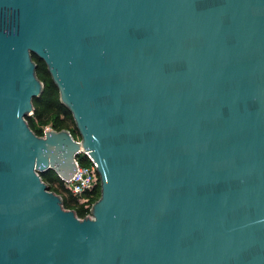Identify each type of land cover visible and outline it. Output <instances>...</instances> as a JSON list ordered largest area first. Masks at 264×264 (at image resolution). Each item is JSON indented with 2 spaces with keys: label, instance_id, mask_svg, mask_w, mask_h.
Segmentation results:
<instances>
[{
  "label": "water",
  "instance_id": "1",
  "mask_svg": "<svg viewBox=\"0 0 264 264\" xmlns=\"http://www.w3.org/2000/svg\"><path fill=\"white\" fill-rule=\"evenodd\" d=\"M79 151L83 217L39 174ZM0 264H264V0H0Z\"/></svg>",
  "mask_w": 264,
  "mask_h": 264
},
{
  "label": "trees",
  "instance_id": "2",
  "mask_svg": "<svg viewBox=\"0 0 264 264\" xmlns=\"http://www.w3.org/2000/svg\"><path fill=\"white\" fill-rule=\"evenodd\" d=\"M32 58L37 64L36 75L43 82V88L41 93L32 99L33 112L26 116L30 128L36 134L40 135L42 134L43 128L49 124V126L54 129H68L72 136L78 139L79 133L72 114L69 109L60 102L58 89L50 77L46 64L35 54H32ZM81 162L86 163L87 159L84 157ZM39 174L48 188L62 197L63 206L73 209L79 217H83L89 212L91 203L99 196V180L97 173L92 188L80 194H74L52 169L42 171Z\"/></svg>",
  "mask_w": 264,
  "mask_h": 264
},
{
  "label": "built area",
  "instance_id": "3",
  "mask_svg": "<svg viewBox=\"0 0 264 264\" xmlns=\"http://www.w3.org/2000/svg\"><path fill=\"white\" fill-rule=\"evenodd\" d=\"M49 126H45L42 133ZM76 139V138H75ZM85 157L86 163H82L81 160ZM76 171L70 179H62L63 182L71 189L74 194H80L85 190H89L95 183L96 177V164L86 151H79L75 158ZM85 216H90V212H87Z\"/></svg>",
  "mask_w": 264,
  "mask_h": 264
},
{
  "label": "rangeland",
  "instance_id": "4",
  "mask_svg": "<svg viewBox=\"0 0 264 264\" xmlns=\"http://www.w3.org/2000/svg\"><path fill=\"white\" fill-rule=\"evenodd\" d=\"M47 126H49V124H48ZM49 127H50V126H49Z\"/></svg>",
  "mask_w": 264,
  "mask_h": 264
}]
</instances>
